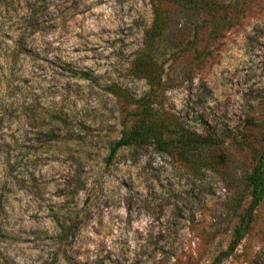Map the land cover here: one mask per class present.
I'll use <instances>...</instances> for the list:
<instances>
[{
    "label": "rangeland",
    "instance_id": "1",
    "mask_svg": "<svg viewBox=\"0 0 264 264\" xmlns=\"http://www.w3.org/2000/svg\"><path fill=\"white\" fill-rule=\"evenodd\" d=\"M195 1L1 0L0 156L14 166L0 158V264H264V199L231 249L264 144V0ZM157 5L170 23L152 87L132 65ZM145 98L226 162L196 169L154 146L109 158ZM59 110L69 128L39 125Z\"/></svg>",
    "mask_w": 264,
    "mask_h": 264
},
{
    "label": "trees",
    "instance_id": "2",
    "mask_svg": "<svg viewBox=\"0 0 264 264\" xmlns=\"http://www.w3.org/2000/svg\"><path fill=\"white\" fill-rule=\"evenodd\" d=\"M167 1L184 3L188 0ZM189 1L196 3L195 0ZM154 12V21L151 27L146 31L145 46L139 56L135 58L132 65L133 71H135V73H137L141 78L146 79L152 87L155 86L156 79L162 77L161 67L155 58L154 45L157 38L164 34L170 23V17L162 7L158 5L155 6ZM145 99L147 100L141 105V109L138 110L140 117L133 124V126L125 129L121 137L115 141L109 158H113L117 152L124 147L140 149L154 146L159 151L167 153L170 156L178 155L180 159L196 169L213 167L217 170L220 167V164L226 162L227 158L224 154L215 157L205 155L203 152V147L219 144L218 140H216L214 136H192L188 130L183 128V126L173 123L172 119L169 115H167L165 110L156 108L155 104L150 102L148 98ZM45 121L58 123L65 128H69L71 126L69 117L63 110L54 112L50 115V117L42 119L39 125L46 127L48 124L45 123ZM66 139L70 140L71 138ZM46 145L47 146L45 147L48 148L45 149V151L51 149V144ZM7 155L8 154H5L6 157ZM2 157L8 168L14 166L12 157L9 156L8 160H6L4 156H0V158ZM28 159H30L32 163L37 162V156H35V154L28 157ZM35 174L36 172L34 170L28 169L26 170V173H24L23 178L26 182L33 183L35 181ZM247 184L250 189L251 202L246 213L242 216L243 221L235 229L231 249L245 236L252 213L264 199V144L255 154V161L252 165L250 173L247 176ZM61 227V229H65L64 225ZM63 230H61V233ZM67 238L68 237L66 236H64V238L58 236L57 240ZM225 257L226 252H222L213 260L211 264H221Z\"/></svg>",
    "mask_w": 264,
    "mask_h": 264
}]
</instances>
